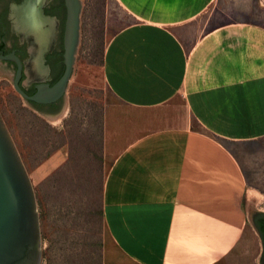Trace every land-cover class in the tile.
Wrapping results in <instances>:
<instances>
[{
	"label": "crops",
	"instance_id": "crops-1",
	"mask_svg": "<svg viewBox=\"0 0 264 264\" xmlns=\"http://www.w3.org/2000/svg\"><path fill=\"white\" fill-rule=\"evenodd\" d=\"M108 9L103 77L125 110L101 123L102 221L119 256L107 264H259L264 0Z\"/></svg>",
	"mask_w": 264,
	"mask_h": 264
},
{
	"label": "rangeland",
	"instance_id": "rangeland-1",
	"mask_svg": "<svg viewBox=\"0 0 264 264\" xmlns=\"http://www.w3.org/2000/svg\"><path fill=\"white\" fill-rule=\"evenodd\" d=\"M81 1L80 43L61 117L34 111L14 92L11 78L0 73V115L34 190L40 264H107L119 259L101 211L102 118H114L106 112L125 110L102 71L104 48L118 21L110 18L108 0ZM58 151V159L42 168Z\"/></svg>",
	"mask_w": 264,
	"mask_h": 264
},
{
	"label": "water",
	"instance_id": "water-1",
	"mask_svg": "<svg viewBox=\"0 0 264 264\" xmlns=\"http://www.w3.org/2000/svg\"><path fill=\"white\" fill-rule=\"evenodd\" d=\"M81 0H0V59L17 64L14 88L39 110L64 103L80 43ZM264 264V212H251ZM34 190L0 115V264H40Z\"/></svg>",
	"mask_w": 264,
	"mask_h": 264
},
{
	"label": "flooded vegetation",
	"instance_id": "flooded-vegetation-1",
	"mask_svg": "<svg viewBox=\"0 0 264 264\" xmlns=\"http://www.w3.org/2000/svg\"><path fill=\"white\" fill-rule=\"evenodd\" d=\"M16 70H17V64H16V62L14 60H12V59H0V73L3 74V75H7V76H9L11 78V87L13 88V90H14V92L16 94H18L24 101H26L31 106V108L34 111H36V112H38L40 114H44V116H48L50 118H59V117H61L63 115L64 111H65V105H66V103L68 101L64 98L63 107L57 113L50 114V113L44 112L42 110H39L34 105H32L28 100H26L19 92H17L15 90V88H14V79H15V75H16ZM66 90H67V88H66ZM66 90H65V93H66ZM258 238H259V236H258Z\"/></svg>",
	"mask_w": 264,
	"mask_h": 264
}]
</instances>
